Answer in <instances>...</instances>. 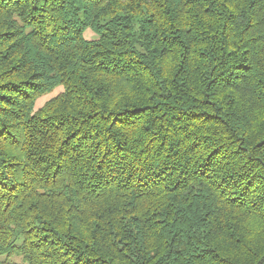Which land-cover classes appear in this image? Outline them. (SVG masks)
Returning <instances> with one entry per match:
<instances>
[{
	"label": "trees",
	"instance_id": "1",
	"mask_svg": "<svg viewBox=\"0 0 264 264\" xmlns=\"http://www.w3.org/2000/svg\"><path fill=\"white\" fill-rule=\"evenodd\" d=\"M0 253L264 264V0H0Z\"/></svg>",
	"mask_w": 264,
	"mask_h": 264
},
{
	"label": "rangeland",
	"instance_id": "2",
	"mask_svg": "<svg viewBox=\"0 0 264 264\" xmlns=\"http://www.w3.org/2000/svg\"><path fill=\"white\" fill-rule=\"evenodd\" d=\"M87 37H93L92 35ZM61 88H58L57 90H55L53 93L50 94H46L42 97H40L35 104L36 108L41 107L51 96L57 94L58 91H60ZM0 260H8L11 262H17V263H22L23 262V257L21 255H7V254H2L0 253Z\"/></svg>",
	"mask_w": 264,
	"mask_h": 264
}]
</instances>
